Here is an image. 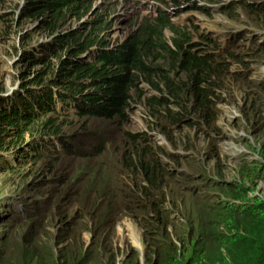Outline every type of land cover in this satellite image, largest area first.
Listing matches in <instances>:
<instances>
[{
    "label": "rangeland",
    "instance_id": "rangeland-1",
    "mask_svg": "<svg viewBox=\"0 0 264 264\" xmlns=\"http://www.w3.org/2000/svg\"><path fill=\"white\" fill-rule=\"evenodd\" d=\"M27 1L0 0V90H3L0 92L1 104L4 96L15 90L18 83L25 81L26 78L21 79V70L30 74L43 73L42 75L48 76V81L62 59L79 56L68 54V49L63 46L47 62L30 64L23 69L19 58L24 49L32 44L68 33L82 42L95 39L93 49L79 56L89 63L97 49L113 51L121 48L137 33L145 19L153 18L160 12L177 26L187 29L191 43H200L205 52L215 50L216 55L221 54V58H218L221 62L227 59L228 52L241 57L252 54V59L256 62L249 65V72L245 73L240 68L241 74L245 73L240 78L232 73L239 72L238 64L227 61L225 69L228 75L221 79L222 89L219 90V101L215 102L213 113V122L218 128L214 137H205V134L190 128L172 129L166 136L152 126L151 119L140 103L142 99L137 98L135 90L130 91L129 98L132 97V100L127 101L128 109L124 112V122L120 125L114 119L76 114L74 105L66 97L80 96L83 100L82 94L52 86L53 92L59 90L66 98L64 104L62 103L63 108L58 109L57 105L61 102L54 94V110L58 116L46 112L29 123H24L23 128L15 130V138L7 141L6 150L3 151L10 163L9 167L17 173L11 177L10 172L0 171V264H54V259L58 256L70 258L73 251H81L92 241V226L88 220L96 212L93 202L104 196L100 190L108 183L113 188L122 182L124 185L127 183L124 177L114 173L117 166L112 159L114 152L121 146L119 144L123 143V132L146 135L148 141L175 156L186 153L199 159L201 166L207 167V182L211 186V182L215 181L214 184L234 185L245 191L241 200H235L229 189L211 188V195H207L213 204L229 201L237 207L250 208L259 202L264 203V125H261V118H264V0H76L71 7L68 6L69 2L64 3L57 12L40 20L31 18L21 21L20 10ZM195 4L207 8L209 14L192 9ZM163 36L170 40L172 34L169 30H164ZM240 37L248 39L251 44L244 46L246 41L240 40ZM253 48L259 49L261 53L257 55ZM224 52L226 55H223ZM110 69L112 72L118 70L115 66ZM136 86L141 95L151 94L147 84L138 82ZM87 90L85 95L92 94L91 89ZM246 100L250 101L249 105ZM49 120L58 125L57 132L66 138L61 139L62 136H59L61 140L57 144L53 140L46 141L48 147L45 148L37 142L31 145L32 141L48 136ZM35 145L39 147V151L34 156L24 153V148ZM211 148L216 150L217 158L209 153ZM104 150L106 153L103 155L101 151ZM162 158L166 159L164 156ZM49 163L52 169L45 166ZM174 166L177 167L175 164ZM10 168L6 167L8 171ZM185 170L192 172L187 168ZM62 172L65 174L64 180L69 178L70 184L66 188L63 185V189L59 187L62 185L61 180L57 178ZM21 174L24 178H21ZM199 179L197 176L195 181ZM95 180L97 191L88 194ZM25 186L29 191L24 189ZM37 186V192L42 196H36V191H30ZM53 193L59 194L58 198L64 196L52 206H35L37 214H33L34 209L25 211V215L28 214L37 222L31 224L39 227L43 222V227L29 229L30 222L16 226L12 218L14 212L18 222V218L24 214V206H29V200L38 201V197L51 200ZM177 195L180 197L179 192ZM60 204L64 206L60 207ZM60 214L64 216L61 217ZM76 215L78 218L70 220L73 221L71 237L66 238L60 232L66 224L64 220ZM51 216L52 220H47ZM100 217H105V205ZM41 218L43 219L38 224ZM104 219L98 222V227L104 223L103 225L109 227L108 233H103L107 229L97 230L101 231L100 243L108 246L105 249L111 254L113 264H122L125 249L131 252L133 260L142 264L141 228L128 218H117L113 224L110 215ZM222 231L218 230L219 233ZM101 254L96 247L87 264L101 261ZM217 264L230 263L224 256Z\"/></svg>",
    "mask_w": 264,
    "mask_h": 264
},
{
    "label": "trees",
    "instance_id": "trees-1",
    "mask_svg": "<svg viewBox=\"0 0 264 264\" xmlns=\"http://www.w3.org/2000/svg\"><path fill=\"white\" fill-rule=\"evenodd\" d=\"M74 1L76 0H28L20 10V20L27 21L31 18L40 20L57 12L64 3L69 2L68 6L71 7ZM192 9L209 14L207 8L197 4ZM253 10L251 9V12ZM164 30L171 32L170 40L164 38ZM187 33V29L177 26L160 12L153 18L145 19L137 33L121 48L113 51L97 49L89 63L79 56L93 49L95 39L82 42L81 39L72 38L71 33L32 44L24 49L19 58L23 69L30 64L39 65L41 62H47L63 46L64 49H68V54L79 56L62 59L48 81V76L42 75L43 73L30 74L21 70V79L26 78L25 81L18 83L17 89L11 90L2 99L3 103H0V171L10 172L11 177L17 173L9 167L10 163L3 155L7 141L15 138V130H20L24 123H29L46 112L58 116L54 110V94L61 102L57 105L58 109L63 108L62 103L64 104L67 98L74 105L76 114L114 119L116 124L121 125L124 122V112L128 109L127 101L132 100V97L129 98L130 91L135 90L137 98L142 99L140 103L151 119L152 126L166 136L172 129L190 128L196 129L197 133L205 134V137H214L218 128L213 122V113L215 102L219 101V90L222 89L221 79L228 75L225 69L227 61L238 64L239 72L232 73L240 78L249 72V65L256 61L252 59V54L241 57L239 54L228 52L227 59L221 62L218 59L221 58V54L216 55L215 50L205 52L200 43H191ZM239 39L246 41L244 46L251 44L244 37ZM255 52L257 55L261 53L259 49ZM223 55H226L225 52ZM111 66L117 67L118 70L112 72ZM240 68L245 73L241 74ZM138 82L147 84L151 94L141 95L136 86ZM52 86L68 89L74 94H82L84 101L80 96H78L80 99L65 98L59 90L53 92ZM87 89H91L92 94L85 95ZM262 99L264 100V96ZM77 102L82 104L81 107L76 108ZM249 102L246 100L247 105ZM47 122L50 129L48 136L32 141L31 145L37 142L45 148L48 147L46 141L53 140L57 144L59 140L66 138L57 132V124L50 120ZM262 124L264 125V118H261ZM10 132L11 134H8ZM122 134L123 143L119 144L121 146L114 152L112 159L117 166L114 173L124 177L126 185L122 182L113 188L111 184H105L100 190L104 196L93 202L96 212L94 214L91 211L93 217L88 220L92 226V241L81 251H73L74 254L70 258L58 256L54 259V264H87L96 247L102 252V260H97L96 264H113L111 254L105 249L108 246H102L104 244L100 243V230L107 229L103 232L107 234L109 227L103 225L104 223L98 227V222L104 221L108 215L112 221L115 218H128L141 228L142 264H217L224 256L230 264H264L263 202L250 208L237 207L229 201L213 204L207 195L211 188L221 190L227 188L235 200H241L245 191L234 185L214 184L215 181L211 182V186L207 182L209 181V175L205 172L207 167L201 166L200 160L191 155L184 153L175 156L148 141L147 136L143 134L135 135L129 132ZM59 136H62L61 139ZM24 151L27 155L34 156L39 147L28 146ZM101 152L103 155L106 153L105 150ZM209 153L217 158L216 150L211 148ZM162 156L166 159L163 160ZM50 163L45 166L50 168ZM6 167L10 168V171ZM185 168L197 173L187 172ZM64 175L63 172L57 175L62 184L59 187L62 189L63 185L65 188L70 185L69 178L64 180ZM197 176L200 179L195 181ZM21 178H24L23 174ZM96 186L97 180L92 182V190L89 189L88 194L91 191L96 192ZM38 188L39 186L30 191H36L34 193L36 196H42L37 192ZM24 189L29 191L27 186ZM58 195L53 193L51 200L47 198L42 200L41 197H38V201L29 200V206H24V214H21L18 222L14 212L12 218L16 226L33 223L35 219L28 214L25 215V211L34 209L33 214H37L38 207H45L44 204L52 206L55 201L60 202L64 195L60 198ZM24 202L27 203V200ZM104 205L103 218L100 215ZM63 206L64 204H60V207ZM60 216L63 217L64 214ZM76 218L77 215L71 219L65 218L66 224L60 232L66 238L71 237L70 228L73 221L70 220ZM47 220H52V216ZM42 223L39 227L31 224L29 229L41 228ZM219 229L221 231L224 229V232L219 233ZM47 248L51 250V247ZM122 259V264L140 263L133 260V255L128 249L124 250Z\"/></svg>",
    "mask_w": 264,
    "mask_h": 264
},
{
    "label": "bare ground",
    "instance_id": "bare-ground-1",
    "mask_svg": "<svg viewBox=\"0 0 264 264\" xmlns=\"http://www.w3.org/2000/svg\"><path fill=\"white\" fill-rule=\"evenodd\" d=\"M81 105H82V104H80V103L77 102V103H76V106H77L76 108L81 107ZM190 162H191V161H190ZM115 219H117V218H115ZM115 219H114V221H112V222H115ZM119 219L121 220V219H123V218H119ZM115 223H116V222H115ZM127 228H128V227H127ZM127 228H126V229H127ZM120 229H121V228H120ZM129 231L131 232V229H130V228H129ZM134 231L136 232V229H134ZM131 234H132V233H131ZM136 234H137V236L139 237L138 232H136ZM132 237H133V236H132ZM139 239H140V237H139ZM132 240H133V239H132ZM138 243H139V245H140V241H138ZM141 247H142V246H141Z\"/></svg>",
    "mask_w": 264,
    "mask_h": 264
},
{
    "label": "clouds",
    "instance_id": "clouds-1",
    "mask_svg": "<svg viewBox=\"0 0 264 264\" xmlns=\"http://www.w3.org/2000/svg\"><path fill=\"white\" fill-rule=\"evenodd\" d=\"M18 87V86H17ZM17 87H16V89H17Z\"/></svg>",
    "mask_w": 264,
    "mask_h": 264
}]
</instances>
